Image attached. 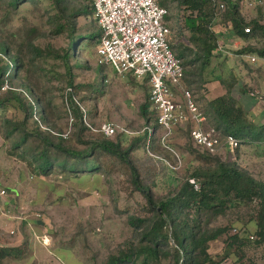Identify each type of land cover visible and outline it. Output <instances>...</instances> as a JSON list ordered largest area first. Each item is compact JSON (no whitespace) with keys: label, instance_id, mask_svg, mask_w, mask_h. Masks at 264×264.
<instances>
[{"label":"rangeland","instance_id":"rangeland-1","mask_svg":"<svg viewBox=\"0 0 264 264\" xmlns=\"http://www.w3.org/2000/svg\"><path fill=\"white\" fill-rule=\"evenodd\" d=\"M163 1L160 0L161 3ZM251 1L252 5L240 6L239 17L248 22L261 13L264 23V6L261 7L255 0ZM80 2L87 6L90 4V0ZM49 3L48 0H41L37 4L21 6L11 19L5 21L6 26L0 28L2 36L6 35L7 40L14 44L13 50H20L26 60L34 57L25 62L14 84H26L32 94L25 92L39 100L46 115V120L38 123L29 117L25 119V113L17 102H12L0 113V189L6 190V194L0 197V241L15 243L20 239L22 242L27 240L31 246H42L40 237L46 236L49 242L43 245L44 249L52 257L59 255L67 264H106L108 256L131 236V229L126 222L127 215H152L147 211L149 207L144 195L134 190L130 175L122 169V165L115 158L104 154H100V157L107 167L104 166L103 170L96 173L62 172L56 168L47 176L39 174L32 168L29 155L23 154L20 149H13L17 135L7 136L4 118L18 122L20 130L34 134L49 132L55 140L62 136L66 145L83 150L87 147L86 141L89 142L97 134L89 130L77 135L85 113L94 127L104 121H113L139 131L146 124L140 114V105L145 102L149 86L145 81L129 75L120 76L110 67H104L103 72L99 69L95 54L96 38L87 37L88 34L99 32L92 15L77 17L72 29L65 27L63 32L56 34L54 31L57 24H64V19H51L55 11ZM165 4L172 12L169 19L172 22L170 40L175 53L181 57L182 47L188 48L183 56L186 78L181 85L191 92L203 114L206 101L224 89L219 78L225 82L236 80L246 86L247 91L255 92L259 89L257 77H264V67L259 63H249L248 55L254 53L238 54L236 51L246 45L260 47L264 43L263 38L242 39L230 25L224 27L220 22L215 25V30L223 36L228 53L222 54L215 50L209 63L201 69L200 58L189 63L193 58L189 56L194 52L196 55L198 51L188 39L190 32L184 30L185 35H181L179 31L183 28L181 17L192 15L195 9L183 10L176 5V0H166ZM6 8V5L0 3V20ZM185 23L190 27L192 20L186 19ZM7 32L12 35H7ZM15 32L17 35L13 37ZM70 35L79 36L73 47L75 55L68 58L66 67L61 57L66 51H72L69 47ZM29 39L42 49V55L28 53ZM102 74L105 75L103 80ZM7 87L5 84L0 89V96ZM174 93L177 99H182L180 87L175 88ZM254 108L251 116L254 113L264 114V92ZM204 122L207 127L209 123L206 122V116ZM188 126V122L175 125L169 138L164 141L172 150L169 151L171 156H178L181 160V166L173 171L162 160V155L168 157L164 151L168 149L160 143V128L155 132L158 142L153 149L149 144V148L146 145L131 153V162L140 179L150 186L155 198L164 197L178 188L191 173L192 168H188L190 165H202L195 159L198 151L192 153L188 149L189 139L185 137ZM132 137L125 136L129 140ZM42 141L39 136L29 140L38 150ZM222 147L210 154L235 162L255 178L264 180V146L258 148L244 144L232 152ZM5 200H10V203L4 205ZM255 207L254 203L229 207L211 222L214 226H228L230 234L237 232L241 236H253V239L249 237L250 241L243 247L241 261L231 256L220 264H264V242L255 243ZM8 219L18 224L9 226ZM222 241L223 238L210 243L211 254L221 253Z\"/></svg>","mask_w":264,"mask_h":264},{"label":"trees","instance_id":"trees-1","mask_svg":"<svg viewBox=\"0 0 264 264\" xmlns=\"http://www.w3.org/2000/svg\"><path fill=\"white\" fill-rule=\"evenodd\" d=\"M40 1L0 0V3L7 7L0 20V28L6 26L5 21L11 19L13 13L19 10L21 6L37 4ZM48 1L52 10L55 11L51 19L57 21L64 19V24H57L54 31L56 34L63 32L65 27H68L69 30L72 29L75 19L79 16L92 15V19L95 21L92 0H90L88 6L83 5L80 0ZM165 1L160 3L167 7L169 13L166 21L172 27V22L169 20L172 12ZM176 5L183 8V10L189 8L197 10L196 16L188 14L181 17L183 28H180L179 31H181V35L185 33L184 30L190 32L188 39L194 43L198 51L194 50L197 51V54L195 55L194 52L189 56V58H194L189 63H193L194 60L200 58L201 69L209 63L211 56L217 50V41L225 43L223 36L215 30V25L220 22L224 24V27L230 25L235 34L242 39L258 37L264 39L262 14L260 13L250 21L245 22L239 17L240 5L237 2L229 1L227 9L217 16L214 14V6L211 0H176ZM263 6L264 4L261 5V7ZM186 19L192 20L190 27L186 26ZM246 27H249L250 32L244 31ZM10 33L7 32V35L11 36ZM2 34L3 31H0V89H3L5 84L8 87L0 96V113L12 102H17L25 113V119L29 117L35 123L43 122L46 120V115L39 100L36 97H30L26 93L28 91L32 94L23 82H20L18 86L14 84L25 62L34 57L26 60L20 50L12 49L14 44L9 39L7 40L6 35L2 36ZM16 35L15 32L13 37ZM78 36L70 35L71 46L69 47L72 51H66L61 57L66 67L68 66V58L75 55L73 47L77 44ZM100 36L101 32L99 30L95 34H88L87 37L90 39L96 38L98 44ZM184 47H182L181 57L177 55L184 67L183 79L186 78L183 56L185 51L188 50ZM28 48V53L34 54V56H40L43 53L41 48L32 43V39L28 40ZM171 48L174 51L173 44H171ZM236 53H254L263 56L264 43L260 47L246 45L237 50ZM53 54L58 56L55 52ZM96 64L99 65L102 72L103 68L107 67L97 63V60ZM129 76L135 78L133 75ZM104 77L105 75L102 74V80ZM219 80L225 89V93L210 98L204 104L203 111L209 125L206 127L204 122L203 128H213L223 136L234 137L238 142L234 150L244 144L261 148L264 146V114L254 113L251 116L256 104V100L249 94L251 91H247L246 86L235 82L236 80L231 82H225L222 78H219ZM142 81L148 84L146 79ZM140 114L145 123L151 125L154 130V135H152L150 141V148L153 149L158 142L155 132L159 125L156 121V110L151 106L148 95L145 102L140 105ZM4 122L7 127V136L17 135L15 136L13 149H20L23 154L29 155L33 165L32 168L36 169L41 175L47 176L56 168L62 172L96 173L98 170L107 167L100 154L115 158L122 165V169L130 175L134 190L144 195L149 207L147 211L152 215H127L126 222L131 229V236L116 252L108 256L106 264H220L231 256L241 261L243 247L250 241L249 237L252 235L249 237L247 235L241 236L237 232L230 234L228 226H214L211 224L213 219L224 214L227 208L240 204H255L256 210L253 214L256 228L255 235L257 236L255 243L261 244L264 242V180L255 178L237 163L222 160L218 156L208 153L200 145L195 144L190 136L193 123L188 119L186 123L188 122L189 126L186 132L187 135H185L187 140H190L187 141V143L189 142L188 149L192 153L198 151L195 159L200 161L202 165H190L188 168H192V170L189 176L183 180L178 188L160 198L153 196L150 186L140 179L136 167L131 162V153L146 147V133L131 136L132 138L129 140V138H125V136H128L125 134L106 137L102 133L96 132V137H92L89 142L86 141L87 147L85 149L77 150L66 145L62 136H58L55 140L49 132H46V134L25 132L23 129L20 130V124L13 121L12 118H4ZM17 131H19L18 134H16ZM84 131L90 132L82 124L77 135L80 136ZM35 136H39L43 140L39 150L29 142L30 138ZM227 150L230 151L229 148ZM164 151L168 154V157L162 155V160L167 159L174 163L175 158L171 156L169 150ZM167 168L173 171L172 168ZM191 178L197 181L198 189L194 188V185L189 182ZM222 238L223 248L221 253L218 255L211 254L209 251L210 243ZM251 238L253 239V236ZM3 244L5 242L0 243V263L4 259L22 258L29 252L28 247L30 245H28L27 240L17 246Z\"/></svg>","mask_w":264,"mask_h":264},{"label":"built area","instance_id":"built-area-1","mask_svg":"<svg viewBox=\"0 0 264 264\" xmlns=\"http://www.w3.org/2000/svg\"><path fill=\"white\" fill-rule=\"evenodd\" d=\"M211 1L216 16L227 9L229 1L237 2L240 6L253 4L251 0ZM255 1L259 5L264 4V0ZM92 8L93 18L101 32L96 47L97 63L112 68L120 76L129 74L136 79L147 80L148 99L156 110V121L162 130L160 137L162 146L172 151L164 141L169 138L175 125L182 124L188 119L193 123L190 136L195 144L200 145L208 153H214L222 146L232 152L238 145L237 140L232 136L223 137L213 128L204 129V114L193 101L191 92L181 85L184 67L181 59L171 48L172 29L166 21L169 13L167 7L163 6L160 0H92ZM196 14L195 9L192 16ZM244 31L250 32L249 27L244 28ZM217 50L222 54L228 53L224 43L220 41H217ZM248 58L250 64H264V55L251 54ZM177 87L181 88L182 99L175 96L174 89ZM250 95L257 100L261 99L259 91L250 92ZM82 119L89 130L100 132L106 137L146 133L147 148L154 135L153 128L147 124L139 131H134L113 121H104L94 127L86 118V113ZM70 121H73L72 118ZM163 161L172 169L181 166L178 156L172 164L167 159ZM189 182L198 189L195 179L191 178ZM5 194L6 190L0 189V197ZM40 240L43 245H48V237L42 236Z\"/></svg>","mask_w":264,"mask_h":264},{"label":"crops","instance_id":"crops-1","mask_svg":"<svg viewBox=\"0 0 264 264\" xmlns=\"http://www.w3.org/2000/svg\"><path fill=\"white\" fill-rule=\"evenodd\" d=\"M260 65H262L264 67V64H260ZM137 80H139V79H137ZM256 84L258 85V88H259L258 90L257 89L256 90L259 91L261 94H263V92H264V77L263 76L260 77V78L257 77ZM222 90H223L222 92L217 93L215 96L213 95L210 98H214V97H216L218 95L224 94L225 93V89H222ZM251 97L254 98L257 101V99L255 97H253V96H251ZM8 203H10V200L9 201L8 200L4 201V205L8 204ZM8 221L10 223L9 226H12L13 223L16 224V225L18 224L17 221L13 222V221H11L9 219H8ZM21 242H22V240L19 239L17 242H15L16 244L15 243H10V242H5V244H3V245H6V246H17ZM0 243H2V242L0 241ZM54 257L50 256L47 253L46 249H44L43 244H42V246L40 244H34V246H31V244H30L29 252H28L26 257H22V258H18V259H4L1 264H67L59 257V255L58 256L54 255Z\"/></svg>","mask_w":264,"mask_h":264},{"label":"water","instance_id":"water-1","mask_svg":"<svg viewBox=\"0 0 264 264\" xmlns=\"http://www.w3.org/2000/svg\"><path fill=\"white\" fill-rule=\"evenodd\" d=\"M39 223H41V224H42V221H39Z\"/></svg>","mask_w":264,"mask_h":264}]
</instances>
